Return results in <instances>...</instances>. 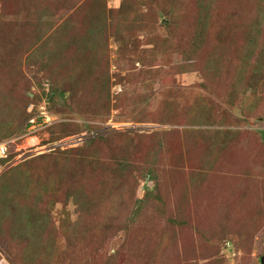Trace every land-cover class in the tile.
<instances>
[{"label":"rangeland","instance_id":"1","mask_svg":"<svg viewBox=\"0 0 264 264\" xmlns=\"http://www.w3.org/2000/svg\"><path fill=\"white\" fill-rule=\"evenodd\" d=\"M197 1L0 0V264L260 263L264 0Z\"/></svg>","mask_w":264,"mask_h":264},{"label":"trees","instance_id":"2","mask_svg":"<svg viewBox=\"0 0 264 264\" xmlns=\"http://www.w3.org/2000/svg\"><path fill=\"white\" fill-rule=\"evenodd\" d=\"M214 2L215 1H213V0H198L197 1V17H196V30H195L196 32H195L194 37L198 41L203 37V35H206L208 27L210 26V18L212 17V7H213ZM99 21L100 20H98L96 22V24H98ZM98 25H95V26L93 25V27L89 26L88 33L90 30L93 31L94 29H96L97 32L102 34L104 30L102 28H99L100 24H98ZM256 32L259 33V32H262V30H259ZM92 35H93V37L95 36V34H92ZM257 39H258L257 37L252 36V35H250L249 38H246V43H247V46H245L246 52L251 51V52L256 54L254 46H255V42ZM75 49H78V47L76 46ZM75 51H77V50H75ZM258 57L260 58L259 55H258ZM261 60H264V59H261ZM259 68L261 69V66ZM78 79H80V78H78ZM76 80L77 79L75 78V81ZM107 80H108V76L105 77V80H103L102 83H104ZM77 82H80V84L83 85V82H81V80H78ZM66 92L68 93V90H66L65 88H61L55 82V83H51V86L49 88V92H46V95L48 97L50 94L51 95L54 94V96H59L61 98H65L64 96L66 95ZM53 99H51L49 101H52ZM26 110L29 111V114H27L24 121H25L26 125H29V123H30L29 120H30L31 116L35 114V113L33 114L34 108H31V106H30ZM52 124L53 123H51L47 128L49 129V131H51V136H54V138L57 139V138L61 137L64 133H62L63 131H62V128L60 126L57 127V130H54ZM123 165H126L125 162H122L120 167H123ZM20 169H21V166H16L15 168H12V170H10V169L7 170L5 173L2 174V176H0V191L2 192V194L6 192V189L9 191V187H10L9 182H10L11 178H13L15 176V172H17ZM12 181H13L12 185H14L16 183V180L13 179ZM95 198H96V202L101 200V198L98 196H95ZM141 201H142L141 199H138L137 204H140ZM139 206H141V204Z\"/></svg>","mask_w":264,"mask_h":264},{"label":"built area","instance_id":"3","mask_svg":"<svg viewBox=\"0 0 264 264\" xmlns=\"http://www.w3.org/2000/svg\"><path fill=\"white\" fill-rule=\"evenodd\" d=\"M41 114V117H42V122H40V124H39V126H40V128L42 127V126H44V125H49V124H51L53 121H52V116L49 114V112H47L46 110H44V111H41L40 112ZM31 121H34V119L32 118L31 119ZM37 123V122H36ZM32 126L34 127H36V125L35 124H32L31 125V128L29 129V132H30V130L31 129H36L35 127L34 128H32ZM8 145H9V141H6V142H2V143H0V157H4V156H6V154H7V152H8Z\"/></svg>","mask_w":264,"mask_h":264},{"label":"clouds","instance_id":"4","mask_svg":"<svg viewBox=\"0 0 264 264\" xmlns=\"http://www.w3.org/2000/svg\"><path fill=\"white\" fill-rule=\"evenodd\" d=\"M29 126H31V123L29 124ZM28 132H29V130H28ZM6 141H9L8 152H7L6 156H4V157H0V159H3V158L5 159V158L8 156V153H9V147H10V145L13 143V141L8 140V139L3 140V141H1L0 143H2V142H6Z\"/></svg>","mask_w":264,"mask_h":264},{"label":"water","instance_id":"5","mask_svg":"<svg viewBox=\"0 0 264 264\" xmlns=\"http://www.w3.org/2000/svg\"><path fill=\"white\" fill-rule=\"evenodd\" d=\"M259 264H264V251H263V254L260 257V263Z\"/></svg>","mask_w":264,"mask_h":264}]
</instances>
